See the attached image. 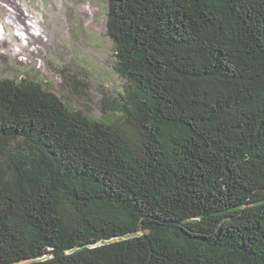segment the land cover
I'll list each match as a JSON object with an SVG mask.
<instances>
[{
  "label": "trees",
  "instance_id": "1",
  "mask_svg": "<svg viewBox=\"0 0 264 264\" xmlns=\"http://www.w3.org/2000/svg\"><path fill=\"white\" fill-rule=\"evenodd\" d=\"M108 2L102 118L0 79V264H264V0Z\"/></svg>",
  "mask_w": 264,
  "mask_h": 264
},
{
  "label": "rangeland",
  "instance_id": "2",
  "mask_svg": "<svg viewBox=\"0 0 264 264\" xmlns=\"http://www.w3.org/2000/svg\"><path fill=\"white\" fill-rule=\"evenodd\" d=\"M60 1L63 7L62 19L58 25H47L44 40L34 45L37 50L34 56L28 53L12 55L14 45L10 39L7 48L5 42L1 44L3 53L0 52V79L40 83L70 108L95 119L102 118L107 96L117 98L125 86L124 79L114 70V43L107 32L109 2ZM28 5L30 8L37 6L35 13L40 23L48 20L50 1L34 0L28 2ZM52 12H56L55 5ZM2 22L6 27L5 21ZM2 24L0 34L2 32L4 35ZM12 40L15 41L13 36ZM14 48L20 49L18 45ZM107 116L111 122L122 126L120 116Z\"/></svg>",
  "mask_w": 264,
  "mask_h": 264
},
{
  "label": "bare ground",
  "instance_id": "3",
  "mask_svg": "<svg viewBox=\"0 0 264 264\" xmlns=\"http://www.w3.org/2000/svg\"><path fill=\"white\" fill-rule=\"evenodd\" d=\"M33 1L34 0H0V23L2 24L4 20L6 27H8L7 31L6 27L2 24L5 33L4 35H2V32L0 34V46L5 42V47L7 48L11 40V43L14 45L12 55L21 56L24 53H28L34 56L37 53L34 45L38 41L44 40L43 36L45 35L47 25H58L62 19L63 7L60 0H48L51 4V15H48L46 12L48 20L44 23H40L35 13L37 11V6L30 8L29 6L31 4L28 5V2L32 3ZM35 3H37V1ZM54 5L56 6V12H52ZM26 12H28V14ZM12 36L15 38V41L12 40ZM24 41H26V43H23ZM17 45L20 48L19 50L14 48ZM0 52H2L1 49ZM5 53L8 54L6 50Z\"/></svg>",
  "mask_w": 264,
  "mask_h": 264
}]
</instances>
